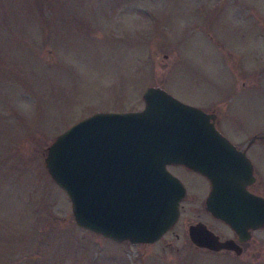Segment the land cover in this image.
<instances>
[{"label": "rangeland", "instance_id": "374dc122", "mask_svg": "<svg viewBox=\"0 0 264 264\" xmlns=\"http://www.w3.org/2000/svg\"><path fill=\"white\" fill-rule=\"evenodd\" d=\"M149 86L217 111L235 141L231 117L264 132V0H0V264H264V244L190 241V224L216 223L201 209L207 183L179 165L187 193L154 242L77 225L47 146L95 112L143 109Z\"/></svg>", "mask_w": 264, "mask_h": 264}, {"label": "water", "instance_id": "95a60500", "mask_svg": "<svg viewBox=\"0 0 264 264\" xmlns=\"http://www.w3.org/2000/svg\"><path fill=\"white\" fill-rule=\"evenodd\" d=\"M145 106L95 112L59 133L44 163L71 200L77 225L115 241L154 242L177 221L185 188L166 165L183 164L211 183L207 209L233 227L255 203L240 184L246 158L200 107L149 86ZM264 213V201H261ZM242 211H238V209ZM264 221V214H263ZM190 241L210 250L236 249L198 221Z\"/></svg>", "mask_w": 264, "mask_h": 264}, {"label": "flooded vegetation", "instance_id": "af4514ba", "mask_svg": "<svg viewBox=\"0 0 264 264\" xmlns=\"http://www.w3.org/2000/svg\"><path fill=\"white\" fill-rule=\"evenodd\" d=\"M211 103H214V102H211ZM198 107H200L204 112L210 115L209 120L214 124L216 129L230 141V143L233 145L236 151H238L240 154H243L244 157L246 158L247 162L243 169L245 174L241 178L240 184L246 189L248 196L245 197V199L247 201H250V202L253 201L255 203V206H253L249 210L247 209L248 219L238 220L237 227H233L229 223L222 220L221 218L213 215L207 209V204H206L207 197L209 196V193L211 191V183L209 179L205 175L200 173L199 171L193 170L183 164L169 163L166 165V168L171 173H173L171 169L169 168V166L179 165V166L186 168L191 173L195 172L200 177H203L208 187H207V190L203 198V205L201 209L203 210V213L206 216H209L212 220H214V222L216 223V226L215 228H213L205 221L203 220H199V221L205 223L206 226L210 228L218 236L219 240L231 239L236 244L237 246L236 249L239 250L240 253H242L244 246L249 247L253 245L254 247H257V249L261 248L262 245L264 244V221L262 219L264 213L261 211V207H262L261 201H264V177L259 172L258 163L261 160H258V159H259V156H262V154H259V153H261L262 148H264V132L260 130V131H255V132L250 133V129H249L256 124H260L261 122L259 123L254 122L252 126L246 127L247 129L244 130V129H241V127L238 125L239 123L234 118L231 117V121H232L231 125H233V127H235L234 130L237 131L236 133H234V135L236 137L239 136V140L235 141V139H233L229 134L223 132L219 128V124L222 121V119H221L220 114L217 113V111L213 109H210L209 111H207L204 109L203 105H199ZM225 118L226 119L229 118V115L227 113H226ZM173 174L177 176L176 173H173ZM178 178L180 180L182 179L180 177ZM182 184L184 185V182H182ZM184 188H185V194L181 198L179 205L182 203L187 193V188L185 185H184ZM238 211H242V210L239 208ZM203 249L211 251V252L230 251V252L236 253L235 249L222 248L216 251L210 250L207 248H203Z\"/></svg>", "mask_w": 264, "mask_h": 264}]
</instances>
